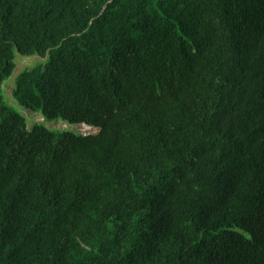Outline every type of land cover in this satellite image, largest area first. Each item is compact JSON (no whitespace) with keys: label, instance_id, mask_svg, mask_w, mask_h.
Here are the masks:
<instances>
[{"label":"trees","instance_id":"obj_1","mask_svg":"<svg viewBox=\"0 0 264 264\" xmlns=\"http://www.w3.org/2000/svg\"><path fill=\"white\" fill-rule=\"evenodd\" d=\"M0 264H264V0H0Z\"/></svg>","mask_w":264,"mask_h":264},{"label":"rangeland","instance_id":"obj_2","mask_svg":"<svg viewBox=\"0 0 264 264\" xmlns=\"http://www.w3.org/2000/svg\"><path fill=\"white\" fill-rule=\"evenodd\" d=\"M15 55H16L15 56L16 57L15 58L16 68L12 76L9 77L5 81L3 85V93H4L7 103H9L10 106H12L15 110L22 113L26 117L27 125L29 129H31L35 123H43L50 129L69 130V131H73L81 135H91V134H97L99 132V129L89 127L85 124L71 126L69 124L62 122L61 120L53 121V122H45L41 113H34L31 111H28L24 107L19 105L12 98V90H14L17 78L26 69H30L34 67L35 65H37L38 62H44L45 60L37 56L22 57L17 52L15 53Z\"/></svg>","mask_w":264,"mask_h":264}]
</instances>
